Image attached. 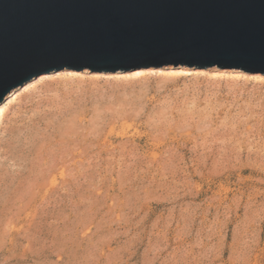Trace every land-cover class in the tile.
<instances>
[{
	"label": "rangeland",
	"instance_id": "1",
	"mask_svg": "<svg viewBox=\"0 0 264 264\" xmlns=\"http://www.w3.org/2000/svg\"><path fill=\"white\" fill-rule=\"evenodd\" d=\"M163 67L0 102V264H264V74Z\"/></svg>",
	"mask_w": 264,
	"mask_h": 264
},
{
	"label": "water",
	"instance_id": "2",
	"mask_svg": "<svg viewBox=\"0 0 264 264\" xmlns=\"http://www.w3.org/2000/svg\"><path fill=\"white\" fill-rule=\"evenodd\" d=\"M264 74V0H0V102L61 69Z\"/></svg>",
	"mask_w": 264,
	"mask_h": 264
},
{
	"label": "bare ground",
	"instance_id": "3",
	"mask_svg": "<svg viewBox=\"0 0 264 264\" xmlns=\"http://www.w3.org/2000/svg\"><path fill=\"white\" fill-rule=\"evenodd\" d=\"M168 68H172V67H168ZM152 69H155L154 70V73H160V75H158V77H159V80H158V82L160 83V82H162V83H165V82H167V81H171V80H173V77H174V72H172V73H169V72H164V67L163 68H160V67H154V68H151L150 70H152ZM73 70V69H72ZM144 70H146V68H144V69H141V70H134V73H136V74H141V72L142 71H144ZM52 73H55V72H52ZM118 74V73H117ZM176 74V73H175ZM47 73H44V74H42L41 76H39L38 78H34V79H37V81L36 82H38V83H42V82H44V79L45 78H47ZM142 75H144V74H142ZM177 75V74H176ZM63 78H65V77H63ZM132 78V77H131ZM135 78V77H134ZM139 79V78H138ZM67 80H69L68 79V76H67ZM122 80H123V78H122ZM129 80V79H128ZM33 81V80H32ZM52 81V80H51ZM59 81V80H58ZM36 82H27L26 84H24L25 86H21V88L22 87H24L23 88V90H27L28 88H35L36 87V85H35V83ZM50 84V83H49ZM156 85V84H155ZM164 85V84H163ZM159 87V86H158ZM20 88V89H21ZM146 90V89H145ZM40 92V91H39ZM140 92V91H139ZM28 93V92H27ZM50 93V92H49ZM55 94H57V93H55ZM13 96V98H12V100L13 101H16L18 98H19V95H17L16 94V91L15 90H13V91H11L10 92V94H8V96L7 97H9V96ZM46 96V95H45ZM44 96V97H45ZM7 97L4 99V100H6L7 99ZM3 100V101H4ZM44 101V100H43ZM5 102V101H4ZM54 102V101H53ZM41 104V103H40ZM38 105V104H37ZM1 109V108H0ZM97 109V108H96ZM96 111V110H95ZM99 111V110H98ZM105 111V110H104ZM119 111V110H118ZM100 112V111H99ZM98 112V113H99ZM113 112V111H112ZM97 113V114H98ZM127 113H128V111H127ZM100 114V113H99ZM106 114V113H105ZM115 114V113H114ZM131 114V113H130ZM138 114V113H137ZM128 115V114H127ZM136 115V114H135ZM130 116V115H129ZM100 117V116H99ZM102 117V116H101ZM112 117V116H111ZM78 118V117H77ZM117 118V117H116ZM129 118V117H128ZM96 119H97V117H96ZM100 119V118H99ZM135 119V118H134ZM94 120V119H93ZM67 121V120H66ZM69 121V120H68ZM72 121V120H71ZM74 121V120H73ZM101 121V120H100ZM126 121V120H125ZM107 122V121H106ZM71 123V122H70ZM93 123V122H92ZM108 123V122H107ZM123 123V122H122ZM88 124V123H87ZM113 122L110 124V129H109V131H111L114 127H113ZM131 125V124H130ZM122 125H120L119 127H121ZM122 127H124V126H122ZM62 128H64V127H62ZM127 127H125V129H126ZM89 129V128H88ZM98 129V128H97ZM187 129V128H186ZM115 130V129H114ZM174 130V129H173ZM89 132V131H88ZM116 132V131H115ZM122 132V131H121ZM99 133V132H98ZM97 133V134H98ZM181 133V132H180ZM79 134V133H78ZM123 134V133H122ZM71 135V134H70ZM43 136V135H42ZM64 136V135H63ZM67 136V135H66ZM181 136V135H180ZM185 136V135H184ZM109 137V136H108ZM154 138V137H153ZM70 140V139H69ZM62 141V140H61ZM111 141V140H110ZM116 146V145H115ZM72 147V146H71ZM70 148V147H69ZM147 155V154H146ZM69 163H70V161H69ZM48 164V163H47ZM67 164V163H66ZM59 166V165H58ZM63 167H64V165H63ZM63 167H62V164H61V166H59V168H54V166H53V168L54 169H49L50 171L48 172V173H46L45 175H44V177H43V181H42V183L44 184V186L46 185L47 187H50V186H52L56 181H57V178L59 177V176H64V173H65V169H63ZM75 167V166H74ZM42 178V177H41ZM55 185V184H54ZM53 185V186H54ZM42 187H43V185H42ZM47 187H45V188H47ZM55 187V186H54ZM37 188H39V187H37ZM44 188V189H45ZM45 190H47V189H45ZM37 191V190H36ZM50 192V191H49ZM35 193V192H34ZM44 198V197H43ZM31 206V205H30Z\"/></svg>",
	"mask_w": 264,
	"mask_h": 264
}]
</instances>
